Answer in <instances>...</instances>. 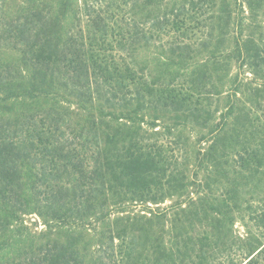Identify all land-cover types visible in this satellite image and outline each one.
I'll return each instance as SVG.
<instances>
[{
    "label": "trees",
    "instance_id": "16d2710c",
    "mask_svg": "<svg viewBox=\"0 0 264 264\" xmlns=\"http://www.w3.org/2000/svg\"><path fill=\"white\" fill-rule=\"evenodd\" d=\"M86 1L11 0L3 13L0 37L10 33L5 27L10 26L16 36L28 41L38 38L40 32L34 29L40 27L44 33L40 48L52 49L35 56L31 62L36 66L24 52L19 61L12 54L15 49L0 51V264H214L209 259L220 255L225 261L221 264H264V209L250 216L239 214L240 221L248 216V223L257 228L245 223L248 228L237 234L235 209L243 212L248 201L236 194L233 185L232 190L221 188V204L206 199L213 195L208 173L207 194L195 199L189 184L177 178L167 182L175 193L180 189L178 197L182 193L186 197L161 209L158 204L164 203V197L157 198L151 181H145V173L154 174L153 170L144 168L145 153L137 142L132 143L136 135L143 136V124L151 130L159 126L160 110L180 114L173 119L176 126L184 127L192 118L204 127L211 113L201 106V97L213 95L221 100L220 120L213 124L212 118L207 132H199L197 139L208 142L209 152L220 142L222 151L232 137L228 132L243 120H248L245 126L255 128L254 118L242 116L246 114L242 100L251 90L254 100L264 93V42L256 41L252 31L261 27L256 16L264 0H143V25L153 24L155 33H172L178 41L171 37L163 43L167 49L150 61L153 65L141 61L138 72L120 55H102L103 49L93 52L90 37L72 36L81 5L88 7ZM201 17L210 23L199 25ZM200 27L211 32L220 28L222 38L206 48L209 60L194 62L193 67L187 63L195 44L190 40ZM149 33L146 40H154V32ZM259 39L264 41L263 36ZM238 62L261 80L256 88L245 70L232 71V63ZM121 63L125 64L122 72ZM144 75L151 77L149 83ZM203 83L214 92L205 90L200 96ZM178 85L191 86L198 97L190 101ZM163 88H170L173 96L163 94ZM153 92L157 94L151 97ZM145 95H150L148 100ZM255 110L249 112L253 115ZM65 116L75 120L78 132L66 131ZM106 123L114 130L106 133L107 139L100 136L101 124ZM83 126L89 127L90 141L81 134ZM112 144L111 151L108 145ZM209 173L216 178L219 171ZM259 185L253 182L252 191L259 192ZM223 189L226 195L235 192V197L226 198ZM194 202L204 210L202 219L211 218L210 231L165 228L170 210L190 214L187 207ZM137 207L141 210L130 211ZM249 210L247 206L245 211ZM26 215H36L43 229L33 230L25 223ZM185 218L189 224L190 216Z\"/></svg>",
    "mask_w": 264,
    "mask_h": 264
},
{
    "label": "rangeland",
    "instance_id": "374dc122",
    "mask_svg": "<svg viewBox=\"0 0 264 264\" xmlns=\"http://www.w3.org/2000/svg\"><path fill=\"white\" fill-rule=\"evenodd\" d=\"M11 0H0V28L4 27L5 20H3V13L7 8L8 3ZM14 2H19V0H13ZM88 7L80 9V16L79 21L76 22L72 26V36L79 37L83 36L84 39L90 37L91 46L93 52H98L99 50L103 49L104 53L102 55H109L111 52L115 55H120L125 58L126 63L130 68L140 71L139 69L142 68V62H148L149 65L150 61L153 62V59L156 60L158 55L162 53V51L167 49V46H163V43L167 41H172L173 37H176L177 41L178 38L176 35L172 33H168V36H163L160 33H155L157 30L156 27H152L153 24H144L143 25V16L144 12L142 11V3L143 0H87ZM87 1L85 3H87ZM207 4V3H205ZM212 4V3H211ZM156 5V2L155 4ZM12 7V6H11ZM218 7V6H217ZM217 9V8H215ZM260 14L257 17V23H261V27L256 26V29H253V34L256 41H262L259 39L261 36L264 38V4L261 7ZM14 11H11V13ZM10 13V12H9ZM236 13V12H235ZM242 16V15H241ZM202 21L199 23H205L208 25L209 21H205V17L200 18ZM221 24V23H220ZM8 32V35L3 34L0 37V51L1 48H13L15 52H12L14 57L19 58L21 61V52H24L27 59H29L30 64H34L31 62L35 56L47 53L52 48L44 47L40 48L42 43L41 39L44 37V33L40 31V27H35L34 32H40L38 38L35 39H28V41H24L19 38L18 33H14V28L10 26H5ZM0 29V30H1ZM235 33L238 34V29L236 26L233 27ZM199 31V29H198ZM148 32V33H147ZM149 32L153 33L154 40H146L150 36ZM244 33H246L244 31ZM263 34V35H260ZM6 36V37H5ZM87 37V38H86ZM156 37V38H155ZM172 37V39H171ZM221 29L218 28L216 32H211L210 29L207 27L203 28L200 27V31L197 34H194L191 37L190 43H195L193 48L190 51L191 57L187 61L194 67V62L200 64L203 62L202 60H206L209 58L208 50L206 48L208 46H214L218 42H221ZM89 39V38H88ZM175 39V40H176ZM202 39V40H201ZM185 39H179V41ZM264 40V39H263ZM174 41V40H173ZM84 42V40H83ZM104 42V43H103ZM88 45V42H86ZM32 46V47H31ZM177 47V44L174 45ZM87 52L88 50L85 49ZM180 53L179 50H176ZM169 52V51H168ZM1 55V52H0ZM219 55V66L221 73V53ZM215 57L211 58L210 61L214 62ZM27 61V63L29 64ZM109 67L115 66L116 64L107 62ZM33 66H36L35 64ZM125 64H119V69L121 72L124 69ZM232 71L235 72L237 69L245 70V76H247L254 88L257 87L256 83H260V79H257L254 75L251 74V69L249 70L246 66L240 68V63L238 62L236 65L232 63ZM237 68V69H236ZM151 71H144V74L149 75ZM142 72L140 73V75ZM100 75V74H99ZM100 77V76H99ZM144 78L147 80V83L151 81V77L149 79ZM101 88L104 89L105 92L106 87L100 83ZM172 87V86H171ZM181 90L182 96L189 98L190 101H194L198 95H196L193 91V88L189 85H182L177 86ZM165 92L169 96H173L172 90L170 88H163ZM205 90L212 91L211 86L208 83H203L200 85V91L198 94L200 96H204L203 92ZM218 91V90H217ZM252 91V90H251ZM250 91V92H251ZM246 93L243 97V103L246 104L245 106V113L244 115L251 119L254 118L255 128L245 126L248 122L242 121L241 126L235 129L234 132H228L229 136L227 142L224 143V149L221 151V142L214 148L213 150L208 151V142H197L199 138V132L205 133L208 129L209 121L212 119L213 124L218 123L219 113L221 111V100L220 103L217 101V97L213 95V97H201V106L209 110L211 113V119L205 123L204 127H199L200 125L196 122H192L193 119L186 120V125L183 126H176L173 123V119H177L175 114L181 116L178 113H174L173 111H162L160 110L161 117L158 123V127L154 130L148 129L146 124L142 125V133L136 135L135 141L132 142L135 144L137 142L138 146L141 148V152L145 153V161H144V168H150L153 170L154 174L149 172L145 173L144 171L142 174L145 173V181H151L152 188L158 198L164 197V203L158 204L159 208H164L171 204V201L184 199L186 197V193H182L181 197H178L177 194L180 191L177 190V193L172 191V189H168L166 186L167 182L171 179H180L183 184H189L188 191L192 192V198H196L197 195L203 196L207 194V180L206 176L207 173L209 174V181L208 185L210 184L211 188L213 189L212 197H206V199H211L213 202L221 204V188L225 190H232V186H234V190L236 194L241 198L244 197L246 201H248L247 205L242 207V211L239 209H235V213L237 214V221L235 223L234 230L237 234H243L246 225L249 224L250 228H257L250 222L248 223V216L252 214L253 211H261L264 209V93L258 95L254 100V98ZM157 92H153L151 97H154ZM190 95V97H189ZM110 93L107 94L106 98H109ZM150 95H145V99L148 100ZM255 101V102H254ZM257 104V105H256ZM259 106L258 108L255 107ZM256 108V112L252 115L249 111L254 110ZM158 114V113H157ZM200 118V121H203V116ZM256 119H259V122H255ZM64 122L69 127L66 131H77L79 130V126L76 125L75 120H69L67 116L64 118ZM244 122V123H243ZM263 124V126H262ZM102 131H101V138L107 139V134L114 133L111 125L109 123L101 124ZM45 125L42 124V127ZM167 126V127H166ZM89 128V127H88ZM87 127H82V135L85 136L88 140L92 139V134H89L90 131ZM221 129V127H220ZM230 133V134H229ZM126 138V135L123 136ZM46 136L43 140L46 141ZM89 140V141H90ZM132 143H127L126 145H131ZM119 146V145H118ZM136 146V144H135ZM195 146V147H194ZM114 144L108 145L109 150H113ZM200 154H198V152ZM203 154H206V158H204ZM160 157H158V156ZM209 155V156H207ZM158 157V159H157ZM206 170V171H205ZM214 171L219 174L215 178L213 174L211 175L209 171ZM206 172V173H205ZM224 175V178L221 177ZM155 182L159 184L156 187ZM206 182V183H205ZM235 182L236 184H232ZM253 182L260 184L261 190L259 192L257 190L252 191L251 187ZM160 183L162 186L160 187ZM160 187V189H158ZM223 189V194L227 198L231 196L234 198L235 192L232 191V194L226 195ZM171 194V195H170ZM235 194V195H236ZM208 196V195H207ZM205 199V198H204ZM203 200V199H202ZM199 202V201H198ZM198 202H194L189 207H187V211L190 214H184L179 211V209H172L169 211V216L167 217L168 220H165L164 226L165 228H204L205 230L210 231L213 228V222L211 218L202 219V213L204 212L201 205ZM202 202V201H200ZM202 204V203H200ZM204 204V203H203ZM153 208L154 205L150 204ZM247 206H250L249 211H245ZM204 208H208V205H203ZM141 209L137 207L136 209H131V212H138ZM207 209H205L206 212ZM181 215V217L176 216ZM242 213V214H241ZM176 214V215H175ZM242 216L243 214L248 215L245 216L244 221H240L238 219V215ZM185 215L190 216L189 224H187ZM196 220L198 218L200 223ZM188 219V218H187ZM25 223L29 226H32L33 230L39 232L43 229V225L41 224L40 219L36 215H26L24 217ZM173 222H176L173 223ZM203 227H202V226ZM156 228V227H155ZM182 240L180 243H183ZM211 260V261H210ZM211 263L214 264H221V262H225L223 257L220 255L218 257H214L209 259Z\"/></svg>",
    "mask_w": 264,
    "mask_h": 264
}]
</instances>
